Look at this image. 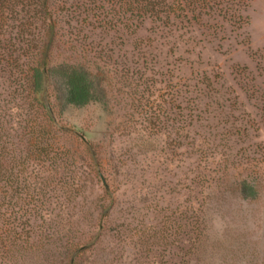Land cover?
Listing matches in <instances>:
<instances>
[{"label":"rangeland","instance_id":"1","mask_svg":"<svg viewBox=\"0 0 264 264\" xmlns=\"http://www.w3.org/2000/svg\"><path fill=\"white\" fill-rule=\"evenodd\" d=\"M166 2L49 0L51 27L1 30L0 217L43 264H264V0Z\"/></svg>","mask_w":264,"mask_h":264},{"label":"trees","instance_id":"2","mask_svg":"<svg viewBox=\"0 0 264 264\" xmlns=\"http://www.w3.org/2000/svg\"><path fill=\"white\" fill-rule=\"evenodd\" d=\"M132 2L137 4L135 6L136 11L143 15H166L169 9L166 0H132ZM37 10L40 16L42 15L40 20L42 22L46 20L48 26L50 25L51 27L52 16L50 14L49 0H40L38 2L36 0H0V37H2V28H4V31L5 28L10 27V29H15L18 34L23 32L24 30L21 27L26 25V22L31 19L29 11L37 12ZM15 50V44L11 40H8L6 44L0 40V64L9 65L10 60H13L11 56ZM27 69L36 72L38 75L36 77H41V82L36 83L38 88L34 91H36L38 97L48 100V84L42 80V76L47 75L49 69L46 70L44 65L42 67L29 66ZM63 70L66 83L64 95L67 102L77 106L90 102L92 100L91 79L87 71L76 68L74 65H67ZM43 110L45 111V116L48 119H52V109L48 101L43 106ZM0 218V264H43L45 259L42 257L40 249L37 246L33 247L28 244L29 237L23 235L21 229H17L19 225H16V229L11 231L8 228L12 224L9 222V218ZM8 232H12L11 238H8ZM67 263L73 264L71 259Z\"/></svg>","mask_w":264,"mask_h":264},{"label":"water","instance_id":"3","mask_svg":"<svg viewBox=\"0 0 264 264\" xmlns=\"http://www.w3.org/2000/svg\"><path fill=\"white\" fill-rule=\"evenodd\" d=\"M101 177H102V176H101ZM102 181H103V182L105 181L103 177H102Z\"/></svg>","mask_w":264,"mask_h":264}]
</instances>
